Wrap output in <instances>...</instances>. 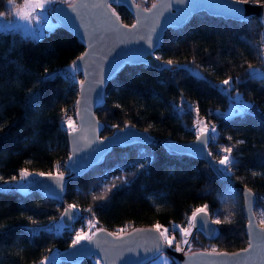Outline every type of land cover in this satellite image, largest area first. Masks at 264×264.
Listing matches in <instances>:
<instances>
[{
  "label": "trees",
  "instance_id": "16d2710c",
  "mask_svg": "<svg viewBox=\"0 0 264 264\" xmlns=\"http://www.w3.org/2000/svg\"><path fill=\"white\" fill-rule=\"evenodd\" d=\"M9 1L22 0H0V13H8ZM112 8L124 24L132 22L125 7ZM83 48L61 25L39 39L0 29V264H41L51 252L76 241L69 234L83 217L95 219L91 232L173 226L172 242L164 237L178 249L244 247L241 209L237 219L218 224L214 240L191 229L192 214L201 208L214 212L220 205L218 192L227 184L203 160L167 150L161 141L193 139L189 127L196 114L213 120L218 129L208 146L213 159L230 147V177L252 189L254 210L264 211V23L254 17L236 22L197 13L183 27L164 32L156 50L160 66L120 68L96 111L104 125L101 135L132 125L148 131L154 141L112 147L100 163L70 177L57 202L13 182L23 170L37 172V177L68 172L66 133L74 126L81 79L72 62ZM234 92L249 104L224 113ZM115 174L124 179L101 189L102 179ZM66 206L77 212L70 225L61 220ZM49 259L47 264H70L53 255ZM79 264L99 263L85 258ZM169 264L176 263L170 258Z\"/></svg>",
  "mask_w": 264,
  "mask_h": 264
},
{
  "label": "water",
  "instance_id": "95a60500",
  "mask_svg": "<svg viewBox=\"0 0 264 264\" xmlns=\"http://www.w3.org/2000/svg\"><path fill=\"white\" fill-rule=\"evenodd\" d=\"M143 1L71 0L55 6V25L63 26L84 47L72 62V67L79 72L81 79L77 84L75 124L66 133L68 172L44 173L26 186L28 190L61 202L68 179L100 163L112 147L150 144L154 141L148 131L132 125L101 135L104 125L96 111L104 104L106 84L124 65L160 66L156 50L167 29L183 27L197 13L236 22L254 17L264 23V2L153 0L145 6ZM112 5L125 7L132 16V22L124 24ZM262 58L264 66V53ZM209 142L208 133L200 132L191 140L178 142L165 139L161 145L167 150L203 160L223 182L239 190L246 235L244 247L232 251L184 250L169 245L161 227H136L120 234L98 228L86 238L76 240L69 247L58 251L55 257L70 264H79L85 258H94L99 264H143L156 253L163 252L176 264H264V226L258 222L254 212L255 194L215 164L208 148ZM76 217L75 210L64 207L61 215L64 224L70 225ZM190 227L207 240H214L219 235L218 223L203 208L192 214Z\"/></svg>",
  "mask_w": 264,
  "mask_h": 264
},
{
  "label": "rangeland",
  "instance_id": "374dc122",
  "mask_svg": "<svg viewBox=\"0 0 264 264\" xmlns=\"http://www.w3.org/2000/svg\"><path fill=\"white\" fill-rule=\"evenodd\" d=\"M71 0H22L19 4L14 1L8 2L7 14L5 12L0 13V29L15 30L23 36L30 39L41 38L46 30H50L55 26V20L53 17V10L57 4L68 3ZM158 57V55L156 54ZM230 105L224 111V113L232 114L237 111H241L244 107H247L249 102L244 100L238 92L231 93L229 95ZM203 117V116H202ZM71 122L75 121L72 119ZM195 122V121H194ZM69 123V121H68ZM226 160V157L221 158V161ZM37 172L20 171L14 180V184L19 188L28 186L35 177ZM124 177L118 174L108 175L103 178L100 183V188L104 189L118 184ZM5 185V184H4ZM218 199L220 202L219 207L211 213L213 220L216 223L229 222L238 218L237 211L242 210V199L240 193H236V190L229 185L220 188L218 192ZM256 218L259 223L264 224V211L260 208L254 210ZM244 218V216H243ZM95 220L87 219L81 220L76 227L79 228L78 234L74 237V240H81L89 236L90 229L94 227ZM165 228L162 230L167 237L168 242H172L171 233H166ZM182 244L184 240L180 241ZM181 247L182 246H178ZM54 254H50L49 258ZM43 259L41 264H47L49 259ZM170 256L163 252H158L143 264H169ZM99 263V262H98Z\"/></svg>",
  "mask_w": 264,
  "mask_h": 264
},
{
  "label": "built area",
  "instance_id": "2783aa9c",
  "mask_svg": "<svg viewBox=\"0 0 264 264\" xmlns=\"http://www.w3.org/2000/svg\"><path fill=\"white\" fill-rule=\"evenodd\" d=\"M216 109H211L208 108L209 113H214L216 112ZM190 131L196 136L200 132H207L209 135L210 142H215L217 139V126L215 122L211 119H206L205 117L200 116L199 114H196V119L195 122L189 127ZM226 157V160L221 161V158ZM232 158L231 154V149L230 147L222 148L219 150L217 157L214 159V162L217 166L221 168V170L226 173L227 175L230 176V171H229V161ZM84 221L87 219L95 220L94 218H86L83 217ZM82 219V221H83ZM161 227L162 230L164 227ZM173 230V226H169L165 228L166 233H171ZM79 228L75 227L74 229L71 230L70 232V237L74 239V237L78 234ZM164 234V232H163Z\"/></svg>",
  "mask_w": 264,
  "mask_h": 264
}]
</instances>
